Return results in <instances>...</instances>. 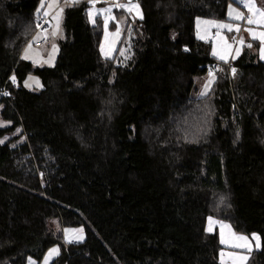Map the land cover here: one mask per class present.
Listing matches in <instances>:
<instances>
[{"label":"trees","instance_id":"1","mask_svg":"<svg viewBox=\"0 0 264 264\" xmlns=\"http://www.w3.org/2000/svg\"><path fill=\"white\" fill-rule=\"evenodd\" d=\"M39 1L0 0V95L13 97H0V264L39 263L52 247L50 264H220L208 217L264 245V62L245 46L218 63L194 35L233 0H137L142 20L126 16L111 60L90 0H60L51 68L21 56ZM67 226L84 241L64 244ZM246 264H264V246Z\"/></svg>","mask_w":264,"mask_h":264},{"label":"rangeland","instance_id":"2","mask_svg":"<svg viewBox=\"0 0 264 264\" xmlns=\"http://www.w3.org/2000/svg\"><path fill=\"white\" fill-rule=\"evenodd\" d=\"M81 1V0H79ZM262 1V0H259ZM60 0H57L55 4L52 3V0H42L39 1L35 17L39 16L40 14L43 17H49L51 26L50 29L45 34H36L23 48L22 50V59L31 63L33 66L38 68H51L55 65V61L58 54V40L62 39L63 32H62V18H63V8L64 5L59 6ZM98 2L95 4L90 3L93 5L94 13L96 16H101L102 18L111 17L112 18V26L109 30H107V34L111 37V43H115L118 45L120 43V39L124 30L126 29L125 26V8H129L133 6L135 3L131 2L128 3L127 0H107L102 3V7H100ZM51 5V6H50ZM119 5H125L124 8L119 7ZM114 11H118L119 13L123 14V17L116 18ZM92 12V10H91ZM47 13V15H45ZM127 13V12H126ZM128 14V13H127ZM129 17H133L129 15ZM117 19V20H116ZM110 20V18H109ZM214 22V23H210ZM221 24H228L226 20L216 21L210 19H196L194 23V35L195 38L199 41H203L210 45L211 57L218 62V63H229L235 61L241 52V40L240 37L237 38L236 42L233 43L230 37L231 31H228L226 28H221L218 25ZM240 25V24H239ZM236 26V25H235ZM119 27V33L117 34V28ZM240 36L241 32H237L234 29L232 30ZM35 38V39H34ZM43 40V41H42ZM217 40V47L216 50L219 52V57L213 54L212 48L213 43ZM31 44V47L29 45ZM53 45L56 47L53 48ZM27 49V51H26ZM239 50V52L237 51ZM27 58H23V57ZM220 57H223L221 59ZM259 60L264 62V59H261L258 56ZM227 61V62H225ZM212 72L213 75L210 77L209 72ZM215 79V73L213 70H208L204 74H200L194 77L193 79V87L196 88V93L200 94L209 91L213 81ZM212 83L206 89L205 85L208 84L209 81ZM25 87L31 89L32 91H39L41 88V82L38 77L35 75H29L25 79ZM7 126V124L3 123L0 120V127ZM62 240L63 243L69 245L71 242L74 243H82L85 239L84 229L82 227H64L62 228ZM56 249L57 251L54 254L49 255L50 250ZM60 252L59 247H52L49 249L44 257L42 258L41 262L36 263L35 261L28 259V264H50L53 259H55Z\"/></svg>","mask_w":264,"mask_h":264},{"label":"crops","instance_id":"3","mask_svg":"<svg viewBox=\"0 0 264 264\" xmlns=\"http://www.w3.org/2000/svg\"><path fill=\"white\" fill-rule=\"evenodd\" d=\"M104 1H107V0H96V2H104ZM255 4L260 9H264V0H262V1L255 0ZM134 5H138V4L135 3ZM230 6L232 9H235L237 12H242L245 16L250 14L244 8V5L240 2V0H233V3L228 5L227 11H226V21L228 22V24L233 25V29H234L235 25L240 24V29H241L240 30V32H241L240 36H238V34L234 31H231L230 36L232 34H236L237 38L240 37V40H241V38H243L244 43L241 44V46H242L241 52L245 46H247L248 44H251L252 47H250V48L254 47L253 51L255 52L256 56L257 57L260 56L261 40L259 38V33L264 32V27H257L256 25L249 26L246 23V21H237L234 19H230L229 18ZM129 8H131V11H129ZM129 8H127V9L125 8V11L128 13L127 14L125 12V15L130 20H142V18H141L142 17V11H141L140 7L137 9L136 7L130 6ZM90 10H92L91 18L89 15ZM94 12L95 11H94L93 7L89 8L87 10L89 23L91 25L94 24V18L96 16ZM114 13H115V11H114ZM129 15H131L133 17H129ZM109 18L111 20V17L104 18L103 37H102V40H101V43L99 46V51H100L101 56L107 60H111L113 58V56L116 52V49H117V45L115 43H111V41H110L111 37L109 34H107V30H109L107 28V26L110 22ZM253 18L255 19L256 17H253ZM210 23H214V22H210ZM247 27L253 28V30L257 34V39H252L251 34L244 30ZM102 47H103V53L101 50ZM216 47H217V40L213 43V48H212L213 54L217 58L221 55H219V52L216 50ZM209 218H211V221L209 220ZM205 232L207 234H216L218 237V242L220 245V250L218 253V261L220 264H246L248 262L249 258L251 257L252 253L259 251L261 249V247L259 249H256L255 248L256 241L251 240V238L254 235L260 238V236L258 234L253 233L249 236H246L243 234L236 233L234 231L233 227L226 221H221V220L214 219L212 217H208L206 219V222H205ZM238 237L248 238L250 246L252 247V251L249 252L244 247H242L245 244V241L239 240ZM222 239H223L224 243H221ZM235 245H240L241 247H235ZM221 253H223V255H221ZM239 256H247L248 259L246 261L240 260Z\"/></svg>","mask_w":264,"mask_h":264},{"label":"snow or ice","instance_id":"4","mask_svg":"<svg viewBox=\"0 0 264 264\" xmlns=\"http://www.w3.org/2000/svg\"><path fill=\"white\" fill-rule=\"evenodd\" d=\"M56 2H57V0H52L53 4H55ZM68 2L74 5L76 3H79V0H68ZM240 2L244 5V8L250 14L245 16L242 12H237L235 9H232L231 6H230L229 18L237 20V21H246V23L249 26L256 25L257 27H264V9H260L258 6H256L255 0H240ZM42 3H43V0H42ZM90 3L95 4L96 0H90ZM119 7L124 8L125 5H119ZM133 7H136L137 9L139 8L138 5H133ZM129 11H131V8H129ZM45 15H47V13H45ZM89 15H90V18H91V10L89 11ZM253 17H256V18L254 19ZM218 26L221 27V28H226V29H228V31H232L233 30V25L232 24H221V25H218ZM235 30L237 32H239L241 30L239 24H237L235 26ZM244 30L251 34L252 39H257V34L255 33V31L253 30L252 27H247ZM118 33H119V27L117 28V34ZM259 38L261 40L260 58L264 59V32L259 33ZM243 43H244L243 38H241V44H243ZM29 47H31V44L29 45ZM55 47L56 46L53 45V48H55ZM247 47L250 48V47H252V45L248 44ZM101 50H102V53H103V47H102ZM26 51H27V49H26ZM237 51L239 52V50H237ZM23 58H27V57L25 56ZM221 59H223V57H221ZM225 62H227V61H225ZM235 72H236V69L233 68L232 69L233 75H235ZM212 75H213V73L210 71L209 72V76L211 77ZM12 79H13V81H15V77H13ZM211 83H212V81L210 80L208 82V84L205 85V88L207 89ZM201 95H206V92L205 93H201ZM209 220L211 221V218H209ZM238 239L245 241V244L242 247H244L249 252L252 251V247L250 246L248 238H246V237H238ZM251 240L256 241V244H255V248L256 249H259L260 247L264 246V245H262L260 238L255 236V235L251 238ZM221 243H224L223 239L221 240ZM235 247H241V246L240 245H235ZM56 251H57L56 249L50 250L49 255L54 254ZM221 255H223V253H221ZM239 259L246 261L248 259V257L247 256H239Z\"/></svg>","mask_w":264,"mask_h":264},{"label":"built area","instance_id":"5","mask_svg":"<svg viewBox=\"0 0 264 264\" xmlns=\"http://www.w3.org/2000/svg\"><path fill=\"white\" fill-rule=\"evenodd\" d=\"M50 26H51V22H50L49 17H43V16L39 17L36 21V34H42V35L45 34L50 29ZM230 37H231L232 42L235 43L237 40V35L232 34ZM12 85L14 87L17 84L15 81H13ZM0 97L2 99H9V98L12 99L13 98L7 86H4L1 89Z\"/></svg>","mask_w":264,"mask_h":264},{"label":"water","instance_id":"6","mask_svg":"<svg viewBox=\"0 0 264 264\" xmlns=\"http://www.w3.org/2000/svg\"><path fill=\"white\" fill-rule=\"evenodd\" d=\"M137 0H127L128 3L136 2Z\"/></svg>","mask_w":264,"mask_h":264}]
</instances>
